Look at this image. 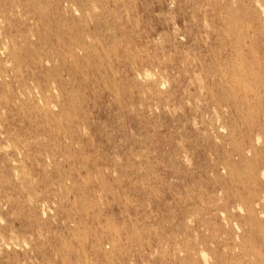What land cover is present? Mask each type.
<instances>
[{
  "label": "rangeland",
  "instance_id": "1",
  "mask_svg": "<svg viewBox=\"0 0 264 264\" xmlns=\"http://www.w3.org/2000/svg\"><path fill=\"white\" fill-rule=\"evenodd\" d=\"M0 264H264V0H0Z\"/></svg>",
  "mask_w": 264,
  "mask_h": 264
},
{
  "label": "bare ground",
  "instance_id": "2",
  "mask_svg": "<svg viewBox=\"0 0 264 264\" xmlns=\"http://www.w3.org/2000/svg\"><path fill=\"white\" fill-rule=\"evenodd\" d=\"M243 42V41H242ZM251 176V175H250ZM140 236V235H139ZM120 238V237H119ZM83 253V252H82Z\"/></svg>",
  "mask_w": 264,
  "mask_h": 264
}]
</instances>
